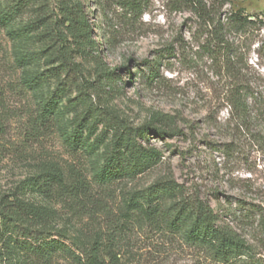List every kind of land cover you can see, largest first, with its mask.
I'll use <instances>...</instances> for the list:
<instances>
[{
    "label": "rangeland",
    "instance_id": "rangeland-1",
    "mask_svg": "<svg viewBox=\"0 0 264 264\" xmlns=\"http://www.w3.org/2000/svg\"><path fill=\"white\" fill-rule=\"evenodd\" d=\"M141 1L134 13L130 0H0V214L14 197L42 207L66 245L96 242L119 264H215L178 235L124 217L125 198L171 180L264 260V34L224 27L217 43L182 0ZM76 2L90 30L82 36L62 17ZM237 10L264 16V0H228L220 18ZM109 122L166 132L142 141L159 162L132 180H101ZM55 170L65 185L41 195L34 184ZM14 243L0 224V264H24ZM54 264L74 263L58 254Z\"/></svg>",
    "mask_w": 264,
    "mask_h": 264
},
{
    "label": "trees",
    "instance_id": "trees-1",
    "mask_svg": "<svg viewBox=\"0 0 264 264\" xmlns=\"http://www.w3.org/2000/svg\"><path fill=\"white\" fill-rule=\"evenodd\" d=\"M182 1L184 6L189 7L204 20L205 25L212 28L211 34L217 43H222L220 40L224 27L225 35L227 29L242 34L250 31H262L264 34V16L250 19V16L237 10L224 13L223 18H220L219 10L228 0H209L208 4L203 0ZM141 2V0H130L128 3L134 13H140ZM62 17L69 33L82 36L90 31L79 3L65 5ZM91 43L93 44L90 41L89 44ZM229 51L230 44L225 39L226 66H229ZM41 109L40 115L47 120L52 114L51 102H45ZM106 127L111 131L110 147L105 155L101 180L105 182L132 180L142 174L149 165L159 162L160 153L153 148L143 146L142 141L147 142L148 135L161 137L167 134L163 130L149 125L130 128L112 122L106 124ZM38 180L34 186L41 195H50L55 187L65 185L64 177L58 170L41 176ZM82 185L83 181L76 178L70 189L76 193L78 188L83 187ZM167 201L172 203L167 206ZM123 203L128 212L124 217L129 221L134 215L153 227H160L168 233L178 235L186 245L201 251L215 264H264V260L256 257L253 246L236 231L228 225L218 224L219 215L207 204L199 200L192 202L184 200L181 187L174 181H157L146 190L125 198ZM9 206L1 212L0 224L14 233V246L22 252L24 264H54L58 254H63L74 264H119L112 249L106 247L107 250L103 249L105 251L103 255L96 242L89 248L76 242L66 245V236L49 226L44 208L29 204L17 197H14ZM259 214L264 224V215ZM115 231H112V235L116 234ZM105 256L107 262L104 260Z\"/></svg>",
    "mask_w": 264,
    "mask_h": 264
}]
</instances>
